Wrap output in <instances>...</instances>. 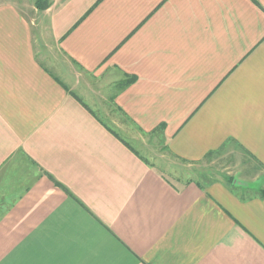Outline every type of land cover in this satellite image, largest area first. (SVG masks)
Returning a JSON list of instances; mask_svg holds the SVG:
<instances>
[{
    "label": "crops",
    "instance_id": "obj_1",
    "mask_svg": "<svg viewBox=\"0 0 264 264\" xmlns=\"http://www.w3.org/2000/svg\"><path fill=\"white\" fill-rule=\"evenodd\" d=\"M99 98L264 170V0H0V264H264V189L171 180Z\"/></svg>",
    "mask_w": 264,
    "mask_h": 264
},
{
    "label": "rangeland",
    "instance_id": "obj_2",
    "mask_svg": "<svg viewBox=\"0 0 264 264\" xmlns=\"http://www.w3.org/2000/svg\"><path fill=\"white\" fill-rule=\"evenodd\" d=\"M47 1L45 0V2ZM56 70L62 74L63 69ZM63 75H61L62 79H66ZM71 79L72 77L68 78V80ZM102 97L104 98V96ZM87 102L105 122L118 129L120 136L128 140L142 155L150 160L152 165L162 170L173 181L183 178V180L193 179L203 183L217 178L229 181L238 177L243 179L246 185H249L250 190L252 189L251 191L248 190V195L258 192L259 189H264V170L254 164L242 163L239 159L222 152V150L212 153L196 163L182 161L168 153L164 148V141L158 133L140 131L115 108H112L109 101L99 98L88 99ZM261 194H264V190Z\"/></svg>",
    "mask_w": 264,
    "mask_h": 264
},
{
    "label": "trees",
    "instance_id": "obj_3",
    "mask_svg": "<svg viewBox=\"0 0 264 264\" xmlns=\"http://www.w3.org/2000/svg\"><path fill=\"white\" fill-rule=\"evenodd\" d=\"M36 5L39 8H44L47 5V2H45V0H36Z\"/></svg>",
    "mask_w": 264,
    "mask_h": 264
}]
</instances>
